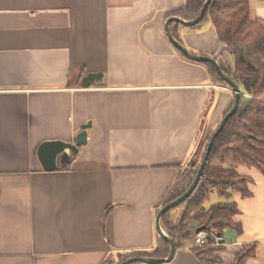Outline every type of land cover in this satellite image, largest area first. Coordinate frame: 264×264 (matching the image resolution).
<instances>
[{"label": "crops", "instance_id": "0c3cea01", "mask_svg": "<svg viewBox=\"0 0 264 264\" xmlns=\"http://www.w3.org/2000/svg\"><path fill=\"white\" fill-rule=\"evenodd\" d=\"M248 1L251 19L263 18L264 0ZM185 4L0 0V264H102L157 248L161 202L233 99L170 41L167 18ZM178 32L194 54L223 49L210 21ZM89 72L102 77L84 88ZM88 124L69 164L60 156L47 171L40 145L76 143ZM237 172L251 178L252 195L227 197L242 230L223 231L219 264L253 244L246 264H264V176L246 165ZM189 247L160 264H203Z\"/></svg>", "mask_w": 264, "mask_h": 264}, {"label": "trees", "instance_id": "16d2710c", "mask_svg": "<svg viewBox=\"0 0 264 264\" xmlns=\"http://www.w3.org/2000/svg\"><path fill=\"white\" fill-rule=\"evenodd\" d=\"M185 2V6L169 15L167 20L175 16L187 21L199 17L206 0H185ZM204 16L200 23L190 27L175 21L171 24V32L175 38L179 39L178 30L181 26L199 29L210 21L223 49L215 55H206L217 61L225 52L233 56V65L227 63L221 66L223 71L239 85L243 93L239 109L230 117L213 143L199 183L192 194L178 205H184L179 223L173 224L171 221V214L175 207L162 217L161 223L166 232L174 238L176 249L189 243L197 229L202 226L206 229H217L221 233L230 227L240 233L241 224L233 218L239 213V208L234 201L213 204L210 209L204 204L214 192H218L223 197H231L234 192H241L245 197L252 195L249 189L252 180L249 176L237 172L240 165L255 167L264 176V17L251 19L248 0H212ZM179 41L182 42L180 39ZM177 50L183 58L189 60L180 49L177 48ZM196 62L207 67L214 83L229 86L211 62ZM234 99L233 92L232 104L224 115L234 105ZM218 126L210 130L212 136ZM184 170L172 186V190L161 202L160 207L184 194L194 181L199 168L188 182L187 174L184 176ZM158 238L159 244L153 251H123L118 254L117 259H109L102 264H119L138 256L167 258L170 254V243L159 234ZM220 248L221 246L211 245L193 248L192 251L203 264L211 262L205 259L204 255L214 256L212 263L219 264L220 258L217 253ZM256 252V244L245 245L241 252L237 253L233 264H246L247 259L255 257Z\"/></svg>", "mask_w": 264, "mask_h": 264}, {"label": "water", "instance_id": "95a60500", "mask_svg": "<svg viewBox=\"0 0 264 264\" xmlns=\"http://www.w3.org/2000/svg\"><path fill=\"white\" fill-rule=\"evenodd\" d=\"M211 2H212V0H206L203 8L201 10V14L199 15V17H197L193 20L187 21V20L183 19L182 17H178V16L169 18L167 20V23H166V32H168V36H169V39L172 42V44L175 47H177L178 49H180L189 60H195V61H201V62L209 61L214 65L218 74H220V76H222L226 80V82L229 84V86L231 87V89L235 93L234 105L229 110V112H227L223 116L222 122L219 124L218 128L214 132V135L209 140L208 145L206 147L207 150H206L205 155L201 161V165L199 167L198 173L195 175V179L192 182V184L184 192V194H182L177 199L167 203L165 206L161 207V209L157 213L156 220H155L157 231L161 237L165 238L170 243V254H169V256L167 258H157V257L152 258V257H148V256L131 257V258L125 260L124 262L119 263V264H132V263H138V262H145V263H149V264H153V263L160 264V263H168L174 258L175 254H176L175 240L164 229L163 224L161 223L162 217L166 214L167 211H169L172 208L180 205L183 201H185L192 194L193 190L195 189V187L199 183V181L201 179L200 177L202 176L204 169L207 165V161H208V158H209L210 152L212 150V146H213L215 139L219 136L224 125L227 123V121L230 119V117H232L240 107V98H241V95L243 93L242 89H240L239 85L237 83H235V81L228 74H226L223 71L222 66L218 63V61L215 60L214 58L208 56V55H206V56L205 55H197V54H194L193 52H190L189 49L186 46H184V44H182V42L179 41L178 38L174 37L173 32H171V24L175 21L180 22L182 25H184L186 27H190L192 25H196V24L200 23L203 20V18L205 17L204 16L205 12H206V10H207V8ZM100 77H102L101 73L89 72V74H87L86 76L83 77V80H82L83 87L89 88L91 83L96 81ZM88 126H90V124L82 126L83 130L76 135V139H77L76 143H68V142L61 140V141H47V142L43 143L42 145H40L37 153L39 154V158H40V161H41L43 167H45V169L47 171L59 169L60 167L58 165V159L60 156H61V167L67 166L70 162V157H71L70 152H68V151H71L74 154H77L79 146L87 143V137L86 136H87V127ZM203 229H204V227L202 226V227H199L197 229V231H201Z\"/></svg>", "mask_w": 264, "mask_h": 264}, {"label": "rangeland", "instance_id": "374dc122", "mask_svg": "<svg viewBox=\"0 0 264 264\" xmlns=\"http://www.w3.org/2000/svg\"><path fill=\"white\" fill-rule=\"evenodd\" d=\"M205 25V24H204ZM226 56V59L229 61V63H233L234 62V59H233V56H231L229 53H226L225 54ZM223 87H226L227 89H230L232 91V95H233V90L231 89V87L229 86H226V85H222ZM214 131H212L213 133ZM211 131L208 132V134H205L203 135L200 139H199V142H198V145H197V155H196V159H194V161L191 162V164H188L185 166V174L184 176L187 174V182L191 179V177L194 175L193 173H195V171L199 168V166L201 165V161L203 159V156L206 152V147L208 145V142H209V139L211 138ZM222 201V202H225V201H230L232 200L231 198H227V197H219L217 195V192H214L211 196V199L209 201H207L205 203V206L206 207H209L210 204H212L213 202L215 201ZM184 205H181V206H177L175 207V209L173 210L172 214H171V221L173 224H178L179 222V219L181 217V214L184 210ZM204 258L205 259H209L211 260V262L209 261L208 264H213L212 263V260L214 259V256H207V255H204ZM216 261V260H215ZM216 262H219V261H216ZM218 264V263H217Z\"/></svg>", "mask_w": 264, "mask_h": 264}, {"label": "built area", "instance_id": "2783aa9c", "mask_svg": "<svg viewBox=\"0 0 264 264\" xmlns=\"http://www.w3.org/2000/svg\"><path fill=\"white\" fill-rule=\"evenodd\" d=\"M248 96V95H247ZM222 233L219 232L217 229L211 228L206 229L204 228L201 231H196L193 235L192 240L189 242V248H197V247H203V246H211L216 245L220 246L222 245Z\"/></svg>", "mask_w": 264, "mask_h": 264}]
</instances>
